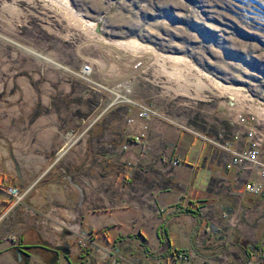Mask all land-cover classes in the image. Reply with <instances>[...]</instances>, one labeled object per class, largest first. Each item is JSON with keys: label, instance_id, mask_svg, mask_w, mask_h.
<instances>
[{"label": "crops", "instance_id": "0c3cea01", "mask_svg": "<svg viewBox=\"0 0 264 264\" xmlns=\"http://www.w3.org/2000/svg\"><path fill=\"white\" fill-rule=\"evenodd\" d=\"M72 76L42 71L22 101H0V182L25 194L13 206L0 191V264H58L59 256L62 264H185L175 253L191 264H243L253 241L264 245L263 200L227 193L223 150L151 106L117 101L115 84ZM224 212L247 216L241 232ZM59 219L68 223L67 256L37 245Z\"/></svg>", "mask_w": 264, "mask_h": 264}, {"label": "rangeland", "instance_id": "374dc122", "mask_svg": "<svg viewBox=\"0 0 264 264\" xmlns=\"http://www.w3.org/2000/svg\"><path fill=\"white\" fill-rule=\"evenodd\" d=\"M42 71L115 84L117 101L214 142L249 147L253 132L264 150V0H0V101H22ZM53 231L37 245L68 248Z\"/></svg>", "mask_w": 264, "mask_h": 264}, {"label": "built area", "instance_id": "2783aa9c", "mask_svg": "<svg viewBox=\"0 0 264 264\" xmlns=\"http://www.w3.org/2000/svg\"><path fill=\"white\" fill-rule=\"evenodd\" d=\"M80 74L82 78L86 79L92 74V69L90 65H84L80 69ZM150 115L148 110H142L138 113L139 118L146 119ZM243 127H247L248 123L244 118L240 119ZM249 132V133H248ZM247 138L251 141L250 146L240 145L239 147H231V144L228 142H214L212 140L203 138L204 142L208 144H212L213 146L223 150L225 152V157L223 159V165L226 171H230L232 173V179L230 181V185L227 186V193L229 195L234 196L239 191L250 195L252 197L262 199L264 203V150L262 149V142L254 137L253 132L248 131ZM235 140H238L240 136L236 134L233 137ZM253 138V139H251ZM139 140V138H135V141ZM173 165H177V163H173ZM221 186V183L218 184ZM0 191L9 196L13 202V206H20L22 200L24 198V193L15 187H6L3 183L0 182ZM199 219L201 221L211 222L212 219L207 214L209 210L205 207H199ZM5 215H0V221L4 219ZM246 215H240L235 212H224L221 215V219L223 221H227L229 227L238 230L241 232L243 230V221L246 220ZM68 228L66 222H61L59 229ZM250 242L252 239H249ZM249 242V243H250ZM80 244L85 245V240L81 241ZM253 244V245H252ZM251 246L254 248L253 254L246 260L243 264H264V245L259 244L255 241ZM175 259L180 262H184L185 264H191V257L187 254L175 253Z\"/></svg>", "mask_w": 264, "mask_h": 264}, {"label": "water", "instance_id": "95a60500", "mask_svg": "<svg viewBox=\"0 0 264 264\" xmlns=\"http://www.w3.org/2000/svg\"><path fill=\"white\" fill-rule=\"evenodd\" d=\"M252 249H249V251H250V253H253V251H254V248L253 247H251ZM61 251H63L62 249H60ZM64 252V254L67 256L68 255V250L66 249L65 251H63ZM17 255H18V258L21 260V255H20V252H17Z\"/></svg>", "mask_w": 264, "mask_h": 264}, {"label": "flooded vegetation", "instance_id": "af4514ba", "mask_svg": "<svg viewBox=\"0 0 264 264\" xmlns=\"http://www.w3.org/2000/svg\"><path fill=\"white\" fill-rule=\"evenodd\" d=\"M59 249H62L63 251L66 250V248H64V247H60ZM63 251H61V250H60V251L55 250L54 254H55L56 256H58V255L64 254Z\"/></svg>", "mask_w": 264, "mask_h": 264}]
</instances>
